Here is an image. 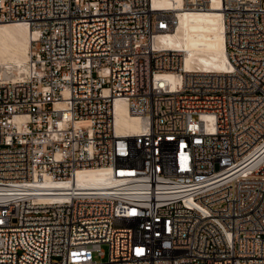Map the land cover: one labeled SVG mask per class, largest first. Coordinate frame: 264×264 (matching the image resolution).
I'll return each instance as SVG.
<instances>
[{"label":"built area","instance_id":"1","mask_svg":"<svg viewBox=\"0 0 264 264\" xmlns=\"http://www.w3.org/2000/svg\"><path fill=\"white\" fill-rule=\"evenodd\" d=\"M219 3L226 71L156 45L176 17L151 0H0L32 34L0 75V264H264V0ZM89 167L114 182L77 185Z\"/></svg>","mask_w":264,"mask_h":264},{"label":"bare ground","instance_id":"2","mask_svg":"<svg viewBox=\"0 0 264 264\" xmlns=\"http://www.w3.org/2000/svg\"><path fill=\"white\" fill-rule=\"evenodd\" d=\"M156 9L174 12L173 29L155 36V44L182 52L183 67L207 71H226L230 68L225 49L223 16L219 0H212L206 11L186 10L185 0H151ZM31 30L22 22L0 23V75L14 79L28 71L32 51ZM34 36V35H33ZM169 82L175 81L173 73L162 74ZM115 128L118 134L131 136L142 131L141 119L132 116L120 98L114 102ZM209 120V116H202ZM77 185L85 189L103 188L114 181L106 167H89L80 170Z\"/></svg>","mask_w":264,"mask_h":264},{"label":"rangeland","instance_id":"3","mask_svg":"<svg viewBox=\"0 0 264 264\" xmlns=\"http://www.w3.org/2000/svg\"><path fill=\"white\" fill-rule=\"evenodd\" d=\"M101 247L103 248V250L105 251V253H107V247H106V245L103 244ZM95 258H96L97 260H99V257H98V256H95ZM104 260H106V257L104 258Z\"/></svg>","mask_w":264,"mask_h":264}]
</instances>
